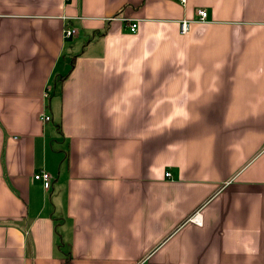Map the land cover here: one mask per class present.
<instances>
[{
  "label": "crops",
  "instance_id": "obj_1",
  "mask_svg": "<svg viewBox=\"0 0 264 264\" xmlns=\"http://www.w3.org/2000/svg\"><path fill=\"white\" fill-rule=\"evenodd\" d=\"M66 257L264 264V0H0V264Z\"/></svg>",
  "mask_w": 264,
  "mask_h": 264
},
{
  "label": "built area",
  "instance_id": "obj_2",
  "mask_svg": "<svg viewBox=\"0 0 264 264\" xmlns=\"http://www.w3.org/2000/svg\"><path fill=\"white\" fill-rule=\"evenodd\" d=\"M181 1H185V0H181ZM197 14H198V19L200 21H204L206 19V16H207V12L205 9L203 8H198L197 9ZM188 27H189V21L188 20H182L180 22V32L181 33H186L187 30H188ZM136 29V23H131L130 25V30L131 31H135ZM75 32V29L73 28H70V27H66L64 30H63V34L65 36H70L72 35L73 33ZM47 94V93H46ZM40 118L41 120L43 121H49L50 120V116L47 115V114H41L40 115ZM169 175V172H165V176H168ZM33 179H36V180H41L44 188H49L50 187V175L47 171H39L37 173H35L33 175ZM191 220H193L194 222H200V216L199 214H195L191 217Z\"/></svg>",
  "mask_w": 264,
  "mask_h": 264
},
{
  "label": "trees",
  "instance_id": "obj_3",
  "mask_svg": "<svg viewBox=\"0 0 264 264\" xmlns=\"http://www.w3.org/2000/svg\"><path fill=\"white\" fill-rule=\"evenodd\" d=\"M64 264H69V257H66L64 260Z\"/></svg>",
  "mask_w": 264,
  "mask_h": 264
}]
</instances>
